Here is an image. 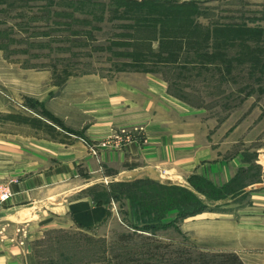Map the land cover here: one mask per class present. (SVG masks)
<instances>
[{"label": "rangeland", "instance_id": "rangeland-1", "mask_svg": "<svg viewBox=\"0 0 264 264\" xmlns=\"http://www.w3.org/2000/svg\"><path fill=\"white\" fill-rule=\"evenodd\" d=\"M157 1L0 0L2 132L7 121L28 125V113L53 123L39 108L45 92L77 89L80 97L105 82L150 75L173 107L155 113L171 119L174 135L184 138L175 144L173 166L190 170L97 179L79 195L108 204L112 218L96 230H43L31 242L40 264L219 263L221 253L204 248L214 240L199 235L198 216L229 197L228 213L237 210L232 203L264 199V188L257 189L264 187V0H176L195 5L174 20L165 14L173 8ZM7 92L19 94L28 116L13 113ZM144 133L132 128V136ZM81 139L98 159L108 138Z\"/></svg>", "mask_w": 264, "mask_h": 264}, {"label": "crops", "instance_id": "crops-1", "mask_svg": "<svg viewBox=\"0 0 264 264\" xmlns=\"http://www.w3.org/2000/svg\"><path fill=\"white\" fill-rule=\"evenodd\" d=\"M73 91L63 95L54 92L49 97L45 92L37 98L43 104L39 108L49 112L53 123L38 114L22 112L18 93H4L14 105L15 115L31 117L28 125L7 121L9 129L0 130V182L12 192V198L0 206V225L8 233V238L1 237L0 264H40L31 242L39 239L43 230H96L107 223L113 216L108 204L79 195L97 179L110 180L116 175L156 179L163 172H190L185 166L181 167L184 170L173 166L175 144L184 138L174 135L171 119L155 113L161 110L166 114L173 108L157 78L145 75L141 81L105 82L92 95L80 97L77 89ZM135 126L143 128V136H132ZM120 129H127L134 141L118 150H101L98 159L89 154L81 139L102 141ZM179 161L175 165L182 163ZM231 200L215 202V212L198 216L199 235H212L214 240L204 245L205 250L233 254L242 264H264V199L250 206L232 203L230 209L234 206L237 210L228 213L225 205ZM98 206L105 214L94 218L90 211ZM219 209L223 211L217 212ZM75 211L91 214L82 226L73 220ZM11 228L26 230L25 236L16 235Z\"/></svg>", "mask_w": 264, "mask_h": 264}, {"label": "trees", "instance_id": "trees-1", "mask_svg": "<svg viewBox=\"0 0 264 264\" xmlns=\"http://www.w3.org/2000/svg\"><path fill=\"white\" fill-rule=\"evenodd\" d=\"M119 1L121 2V0H119ZM130 2H134V3H137V4H142V2H138V1H130ZM156 3L159 6L172 7L174 12L165 13V14H168L169 15L168 17L173 19V20L177 19V17H181V16H183V18H184V12L183 11H188L189 7L195 5V2H193V1H188V2L181 1V2H179V1H176V0H159ZM185 19H182V20L179 21V25L181 27H182L183 20H185ZM189 24H190V22H189ZM97 202H99V201H97ZM99 203H103V202H99ZM77 212L78 211L73 212V220L75 221V223H77L78 225L82 226L86 222L85 218L88 216L89 213L88 212L77 213ZM90 213L92 214V216L94 218H100L101 216H103L105 214V211L102 209L101 206H98V207L92 209L90 211ZM91 214H89V215H91ZM219 256L223 260L221 262H219V263H215V261H214V264H242L239 261V259L237 258V256H235L233 254H220Z\"/></svg>", "mask_w": 264, "mask_h": 264}, {"label": "built area", "instance_id": "built-area-1", "mask_svg": "<svg viewBox=\"0 0 264 264\" xmlns=\"http://www.w3.org/2000/svg\"><path fill=\"white\" fill-rule=\"evenodd\" d=\"M132 140H133L132 136L124 129H121L119 130V133L114 132V134L110 135L108 139L104 140L100 144V146L102 147L103 150H118L125 144L131 142ZM91 153L95 155L96 150L91 149ZM11 196L12 194L8 189V187L0 186V203L8 201Z\"/></svg>", "mask_w": 264, "mask_h": 264}]
</instances>
